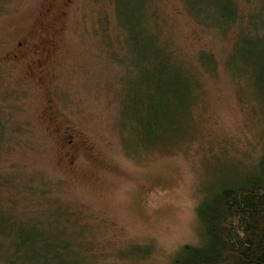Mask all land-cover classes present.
Masks as SVG:
<instances>
[{
    "label": "rangeland",
    "instance_id": "374dc122",
    "mask_svg": "<svg viewBox=\"0 0 264 264\" xmlns=\"http://www.w3.org/2000/svg\"><path fill=\"white\" fill-rule=\"evenodd\" d=\"M121 7L0 0V264H33L30 230L76 264H172L201 199L257 168L264 0H127L130 31Z\"/></svg>",
    "mask_w": 264,
    "mask_h": 264
},
{
    "label": "trees",
    "instance_id": "16d2710c",
    "mask_svg": "<svg viewBox=\"0 0 264 264\" xmlns=\"http://www.w3.org/2000/svg\"><path fill=\"white\" fill-rule=\"evenodd\" d=\"M120 2L121 9H114L113 13L119 23L117 28L130 31L131 14L123 9L127 0ZM178 85L176 78L170 80L164 95L169 96ZM160 100L163 104L159 109L149 108V133L159 128L161 120L171 112L169 97ZM196 212L204 237L198 244H183L175 252L172 264H264V144L256 170L243 180L224 183L207 194ZM50 243L47 237L30 230L21 236L17 249L33 258V264H76L65 259L64 250L76 255L68 243Z\"/></svg>",
    "mask_w": 264,
    "mask_h": 264
}]
</instances>
